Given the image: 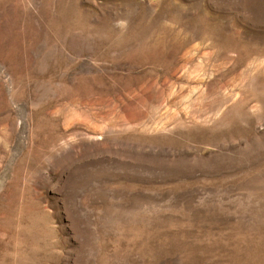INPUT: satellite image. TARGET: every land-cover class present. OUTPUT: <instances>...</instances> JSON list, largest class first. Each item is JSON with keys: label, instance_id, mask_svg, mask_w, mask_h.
I'll return each mask as SVG.
<instances>
[{"label": "rangeland", "instance_id": "1", "mask_svg": "<svg viewBox=\"0 0 264 264\" xmlns=\"http://www.w3.org/2000/svg\"><path fill=\"white\" fill-rule=\"evenodd\" d=\"M0 264H264V0H0Z\"/></svg>", "mask_w": 264, "mask_h": 264}]
</instances>
